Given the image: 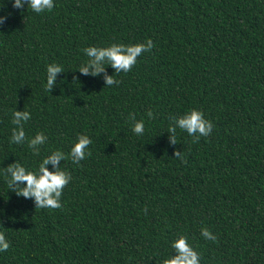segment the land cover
<instances>
[{"label":"trees","instance_id":"16d2710c","mask_svg":"<svg viewBox=\"0 0 264 264\" xmlns=\"http://www.w3.org/2000/svg\"><path fill=\"white\" fill-rule=\"evenodd\" d=\"M0 264H264V0H0Z\"/></svg>","mask_w":264,"mask_h":264}]
</instances>
